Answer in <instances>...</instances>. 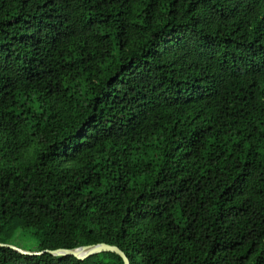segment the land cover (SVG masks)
<instances>
[{
	"label": "trees",
	"instance_id": "16d2710c",
	"mask_svg": "<svg viewBox=\"0 0 264 264\" xmlns=\"http://www.w3.org/2000/svg\"><path fill=\"white\" fill-rule=\"evenodd\" d=\"M0 244L264 264V0H0Z\"/></svg>",
	"mask_w": 264,
	"mask_h": 264
},
{
	"label": "water",
	"instance_id": "95a60500",
	"mask_svg": "<svg viewBox=\"0 0 264 264\" xmlns=\"http://www.w3.org/2000/svg\"><path fill=\"white\" fill-rule=\"evenodd\" d=\"M0 247H8L15 252L25 255V256H40L44 254H49L53 257H73L79 261H83L89 257H92L94 255L100 254V253H114L117 254L123 261L124 264H130L129 259L126 257V255L117 247L115 246H110L107 244H97L95 246H84L80 247L77 249H58L54 251H42V252H29V251H24L22 249L16 248L14 246H7L5 244H0Z\"/></svg>",
	"mask_w": 264,
	"mask_h": 264
}]
</instances>
